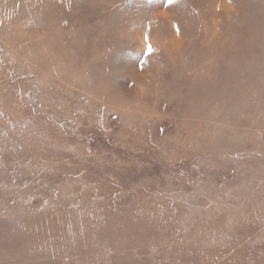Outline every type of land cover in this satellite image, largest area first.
<instances>
[{
  "label": "rangeland",
  "instance_id": "obj_1",
  "mask_svg": "<svg viewBox=\"0 0 264 264\" xmlns=\"http://www.w3.org/2000/svg\"><path fill=\"white\" fill-rule=\"evenodd\" d=\"M0 264H264V0H0Z\"/></svg>",
  "mask_w": 264,
  "mask_h": 264
}]
</instances>
